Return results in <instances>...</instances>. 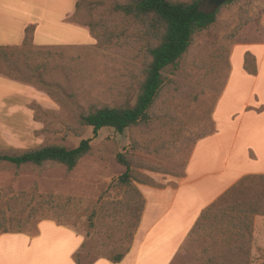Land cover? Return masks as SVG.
I'll return each mask as SVG.
<instances>
[{
  "label": "rangeland",
  "instance_id": "obj_1",
  "mask_svg": "<svg viewBox=\"0 0 264 264\" xmlns=\"http://www.w3.org/2000/svg\"><path fill=\"white\" fill-rule=\"evenodd\" d=\"M131 1L82 0L68 18L92 23L100 43L91 32L85 43L31 40L0 50V75L16 87L1 88L0 100L20 106L13 113L0 111L9 131L0 133V154L45 144L72 148L85 138L91 145L70 170L56 162L0 161V223L30 234L43 220L68 227L81 240L74 253L79 264L130 249L146 193L176 187L196 141L214 131L212 111L232 48L264 43V0L220 5L215 22L196 30L186 52L161 71L147 120L122 133L103 127L94 134L80 123V114L103 105L133 106L150 60L148 47L155 43L146 23L114 9ZM118 153L130 165L128 184L118 181L126 168ZM204 211L170 264H264V180L241 179Z\"/></svg>",
  "mask_w": 264,
  "mask_h": 264
},
{
  "label": "crops",
  "instance_id": "obj_2",
  "mask_svg": "<svg viewBox=\"0 0 264 264\" xmlns=\"http://www.w3.org/2000/svg\"><path fill=\"white\" fill-rule=\"evenodd\" d=\"M76 0H0V45H20L33 27L36 45L77 44L92 40L87 26L69 21ZM254 57L247 72L244 55ZM230 69L212 111L214 131L199 138L185 176L174 188L146 193L145 206L130 249L119 262L98 257L89 264H170L201 213L248 175H264V43L235 45ZM1 88L14 92L15 81L0 75ZM11 89V90H9ZM19 105L0 100V111ZM9 132L0 123V133ZM80 238L68 227L43 220L37 232L0 234V264H76Z\"/></svg>",
  "mask_w": 264,
  "mask_h": 264
},
{
  "label": "trees",
  "instance_id": "obj_3",
  "mask_svg": "<svg viewBox=\"0 0 264 264\" xmlns=\"http://www.w3.org/2000/svg\"><path fill=\"white\" fill-rule=\"evenodd\" d=\"M81 1L76 0L73 16L78 12ZM205 4H208L205 0H132L125 4H115V10L131 15L138 22L146 23V33L154 32L152 39H155V43L148 47L150 60L145 67L140 92L133 106L103 105L93 107L80 114V123L92 127L94 134L103 127H111L122 133L126 128L147 120V112L162 84L161 71L166 66L174 64L186 52L196 30L205 29L215 22L218 7L209 11L202 8ZM86 25L97 39V43H100V36L94 31L93 24L86 23ZM32 34L33 27H26L24 39L18 47L28 46L32 40ZM14 48L10 45H0V50ZM244 68L251 74L256 73L254 57L248 52L244 57ZM90 148V139L85 138L81 139L78 145L72 148L45 144L24 150L18 154L3 153L0 154V161H6L15 166L22 164L39 166L45 162H56L65 165L70 170L75 167L82 156L89 152ZM116 158L118 162L126 167L125 171L119 176L118 181L128 184L131 178L130 165L123 153H118ZM253 178L264 180V175H248L243 177L242 180ZM5 232L13 231L8 230L0 223V234ZM127 251L105 258L116 263L124 257ZM74 260L76 264H79L75 257ZM89 263L91 262L86 264Z\"/></svg>",
  "mask_w": 264,
  "mask_h": 264
},
{
  "label": "water",
  "instance_id": "obj_4",
  "mask_svg": "<svg viewBox=\"0 0 264 264\" xmlns=\"http://www.w3.org/2000/svg\"><path fill=\"white\" fill-rule=\"evenodd\" d=\"M212 8H217L229 0H205Z\"/></svg>",
  "mask_w": 264,
  "mask_h": 264
}]
</instances>
